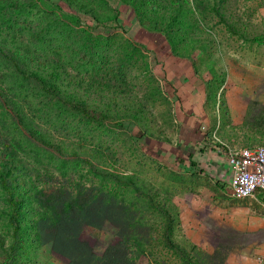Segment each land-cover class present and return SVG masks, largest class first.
Instances as JSON below:
<instances>
[{"label":"rangeland","instance_id":"1","mask_svg":"<svg viewBox=\"0 0 264 264\" xmlns=\"http://www.w3.org/2000/svg\"><path fill=\"white\" fill-rule=\"evenodd\" d=\"M159 44L207 86L213 121H222L212 144L264 146V0H0V105L42 108L31 120L46 141L80 143L100 155H60L41 143L32 158L21 151L13 159L125 202L139 222L128 248L135 264H264V201L230 198L223 183L188 171L175 155L176 101ZM40 59L66 67L57 70L73 82L72 104L31 78L28 67ZM109 79L120 92L84 91ZM223 87L244 92L237 110L227 106ZM8 90L19 98H6ZM9 113L3 137L16 130L18 117ZM17 128L28 146L27 128ZM222 165L230 180L224 156ZM3 186L0 177V264H68L50 244L39 246L34 230L15 231ZM118 232L106 222L82 237L103 257Z\"/></svg>","mask_w":264,"mask_h":264},{"label":"trees","instance_id":"2","mask_svg":"<svg viewBox=\"0 0 264 264\" xmlns=\"http://www.w3.org/2000/svg\"><path fill=\"white\" fill-rule=\"evenodd\" d=\"M3 18L5 17L3 16ZM34 64L33 68L28 67L30 71L32 70L33 75L30 76L34 82L38 86L48 87L51 95L56 99L62 96L68 104H72L73 96L69 91L72 90L73 82L70 79L65 82L62 79V73L57 70L59 68L62 71L61 68L66 67H62L63 65L60 67L48 59L37 60ZM97 76L101 80L103 74H97ZM111 82L112 80L109 79L105 83L96 81L92 82L93 85L85 84L84 91L93 93L97 90V93L101 94L112 91L115 94L120 88ZM100 86L102 90H99ZM18 92L20 93V91ZM15 94V91L8 90L6 98L8 96L19 98V94ZM23 99L20 101L24 102ZM26 102L28 103V101ZM9 103L12 113L14 112L18 117V121H11L13 129H16L11 133V137L0 135V177L4 184L3 188L6 191L9 190V200L12 205L10 218L15 231L34 230L39 246L50 244L52 251L67 259L68 264H135L129 257L128 248L133 238L132 232L139 222L137 214L125 202L119 201L103 190L85 189L75 180H70L65 174H63L62 182L57 181L58 179L54 181L53 172L48 170L49 172L41 173L30 170L27 166L31 165L24 162L26 165L24 166L16 158L13 159L21 151L32 158L41 143L48 144L60 155L68 154L69 151L73 152L74 156L93 155L100 159V155L96 151H89L80 143L58 142L53 140V137L50 141H46L47 137H44V134L47 132L42 126L31 120L43 109H28V112L25 113L24 105L13 101H9ZM113 104L110 101L109 105L103 103L101 106L104 108L113 106ZM11 111L9 108L7 110L6 106L0 105L1 127L7 125L8 119L12 118L9 113ZM29 112L31 114L28 115L31 116L26 119V114ZM19 123L27 128L28 146L26 144L25 147L16 135L20 131L17 128ZM26 147H31L32 151L29 148L24 149ZM29 151L33 154H28ZM223 185L225 188L226 183ZM43 188H46L45 192H43L45 190ZM258 197L264 201V193ZM106 222L116 224L119 232L116 241L106 254L103 257H97L89 243L83 239L82 232L88 227L100 228ZM48 228H50L49 231ZM43 230L47 232L42 233Z\"/></svg>","mask_w":264,"mask_h":264},{"label":"crops","instance_id":"3","mask_svg":"<svg viewBox=\"0 0 264 264\" xmlns=\"http://www.w3.org/2000/svg\"><path fill=\"white\" fill-rule=\"evenodd\" d=\"M159 47L164 52V55H159L163 56L159 65L164 70L169 93L176 101L175 113L179 135L175 155L178 161L188 171L208 175L223 184L228 183L222 165V157L227 159L225 151L210 141V134H214L215 130L221 132L222 121H213L214 113L210 106L207 86L183 61L173 57L164 46L159 44ZM179 68L183 70L180 71ZM234 90L233 94L227 87L220 90L230 110H237L235 98L244 96L242 90Z\"/></svg>","mask_w":264,"mask_h":264},{"label":"built area","instance_id":"4","mask_svg":"<svg viewBox=\"0 0 264 264\" xmlns=\"http://www.w3.org/2000/svg\"><path fill=\"white\" fill-rule=\"evenodd\" d=\"M223 150L230 165L227 195L235 200L255 198L264 193V146L228 147Z\"/></svg>","mask_w":264,"mask_h":264},{"label":"water","instance_id":"5","mask_svg":"<svg viewBox=\"0 0 264 264\" xmlns=\"http://www.w3.org/2000/svg\"><path fill=\"white\" fill-rule=\"evenodd\" d=\"M263 174H264V167H263Z\"/></svg>","mask_w":264,"mask_h":264}]
</instances>
